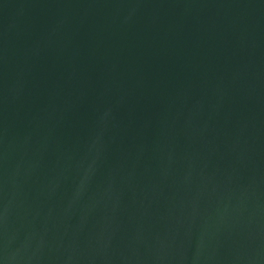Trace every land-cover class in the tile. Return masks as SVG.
<instances>
[{
	"label": "water",
	"instance_id": "1",
	"mask_svg": "<svg viewBox=\"0 0 264 264\" xmlns=\"http://www.w3.org/2000/svg\"><path fill=\"white\" fill-rule=\"evenodd\" d=\"M0 264H264V0H0Z\"/></svg>",
	"mask_w": 264,
	"mask_h": 264
}]
</instances>
